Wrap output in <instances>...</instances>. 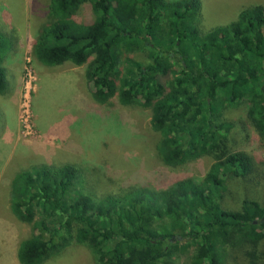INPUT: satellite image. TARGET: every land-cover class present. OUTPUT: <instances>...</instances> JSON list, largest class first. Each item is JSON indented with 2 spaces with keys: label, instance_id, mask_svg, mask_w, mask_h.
Returning a JSON list of instances; mask_svg holds the SVG:
<instances>
[{
  "label": "trees",
  "instance_id": "trees-1",
  "mask_svg": "<svg viewBox=\"0 0 264 264\" xmlns=\"http://www.w3.org/2000/svg\"><path fill=\"white\" fill-rule=\"evenodd\" d=\"M84 4L94 17L78 21ZM200 6V0H49L48 19L33 43L40 62L87 63L95 99L118 94L122 104L151 108V126L160 135L156 149L166 165L200 153L215 160L199 179L97 199L79 187L74 164L19 171L11 209L33 226L18 247L21 264H41L74 240L87 244L99 264H176L192 248L190 264H228V249L254 262L263 256L264 171L256 170L248 152L230 148L233 123L220 113L249 101L248 116L264 137V5L245 8L235 21L202 34L194 25ZM1 33L3 92L9 40ZM125 52L145 53L148 60L128 55L123 73ZM234 177H247L258 195L237 209L223 205Z\"/></svg>",
  "mask_w": 264,
  "mask_h": 264
},
{
  "label": "rangeland",
  "instance_id": "rangeland-1",
  "mask_svg": "<svg viewBox=\"0 0 264 264\" xmlns=\"http://www.w3.org/2000/svg\"><path fill=\"white\" fill-rule=\"evenodd\" d=\"M200 2L194 25L201 34L235 21L245 8L264 5V0ZM48 4L49 0H0V33L9 40L3 48L6 87L0 92V264H21L18 247L32 233V224L19 220L11 209L12 180L23 169L74 164L82 177L79 187L97 199L141 185L163 189L180 178L199 179L215 160L200 153L183 164L166 165L156 149L160 135L151 126V108L122 104L118 94L103 102L95 99L85 74L87 63L40 62L33 54V43L48 19ZM93 17L88 4L76 14L78 21ZM128 55L148 60L142 52L123 53V73ZM248 107L249 101H240L225 107L220 116L233 123L230 148L248 152L256 170L264 171V137L252 124ZM255 196L247 177H234L223 205L237 209L244 198ZM196 250L182 254L176 264H190ZM227 252L228 264H264V254L254 262L232 249ZM41 264L99 263L87 244L74 240Z\"/></svg>",
  "mask_w": 264,
  "mask_h": 264
}]
</instances>
